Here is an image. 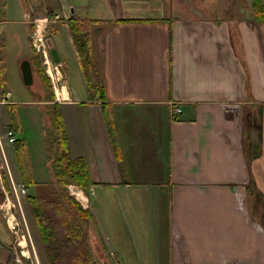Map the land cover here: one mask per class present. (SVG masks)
Segmentation results:
<instances>
[{"label":"crops","instance_id":"crops-1","mask_svg":"<svg viewBox=\"0 0 264 264\" xmlns=\"http://www.w3.org/2000/svg\"><path fill=\"white\" fill-rule=\"evenodd\" d=\"M182 1L16 0L21 13L15 16L27 18L20 20L4 7V18L13 20L0 22L17 21L26 32L35 26L42 46L33 41L32 48L43 57L42 30L59 17L52 33L67 28L68 51L84 83V94L75 93L57 52L54 98L37 94L48 105L59 103L69 151L85 159L93 182L87 189L66 185L90 210L80 226L91 259L82 263L71 254L64 264H264V19L254 16L251 2L233 11L222 0L223 9L212 11L207 2L215 0H185L187 8L194 4L190 15L178 9ZM70 16L87 25L88 71ZM47 42L53 46L51 34ZM6 45L3 33L0 92L9 95L7 108L14 101ZM174 105L182 109L176 117ZM253 109L259 120L247 128L245 115ZM9 172L11 179L15 166ZM20 174L32 194L42 195L55 180L51 167L38 181ZM11 185L0 174L3 192ZM9 243L8 236L0 239V264Z\"/></svg>","mask_w":264,"mask_h":264},{"label":"rangeland","instance_id":"rangeland-1","mask_svg":"<svg viewBox=\"0 0 264 264\" xmlns=\"http://www.w3.org/2000/svg\"><path fill=\"white\" fill-rule=\"evenodd\" d=\"M184 1L178 6V9H183L181 10L183 13H189L190 15L193 14L194 4H191L187 8ZM229 1L231 3L230 9L234 11L235 8L241 5L248 7L247 4L252 0ZM221 2L222 0L207 2V4L209 3V10H222L223 7H219ZM224 3L226 4L227 0H224ZM198 4H200V2H198ZM5 6L13 13L14 19H27L15 16L19 15L18 13H21L19 9L20 6L17 5L16 0H0V21L13 20L12 18H4L3 10ZM212 11H209V14L212 15ZM91 12L94 11L92 10ZM54 19L62 23L59 17ZM60 23H47L46 27H44L45 30H42L46 38L44 41L47 52V63L44 61L45 57L35 53L32 48L33 41H36L38 46L40 44L35 40L34 33L36 34V28L33 24L26 32V27L17 21L9 24L0 22V35L4 33L7 42L5 53L7 71L6 85L10 89L12 100L14 101V115L17 123L16 137L19 138L18 142H20L17 143L15 147L5 136L6 125L9 122V115L7 110L8 107L6 108L3 101V94L0 92V174H5L8 181L10 180L12 184L9 187V190L7 188L8 191L3 193L0 201V219L4 222H0V239L5 241L8 236L10 239L8 245L11 247L9 257L5 264H45V260L48 262L46 252L45 255L43 254V250L45 251L46 248L40 230L35 217L32 215V208L27 202V184L22 182L23 178H21L20 170H23L27 176L38 181L47 177L48 169L51 167L49 157L51 153L50 149L51 141L53 139V131L51 127V119L49 117V105L48 103L43 102L44 100H41L43 99L41 96H44L46 101L50 89L47 85V81L42 77L39 67H43L49 76L50 74L52 75L51 65L54 64L52 50H54L56 54L58 52L62 59L65 58V66L68 69V74L65 76V80L71 85L75 93L81 95L84 94V83L81 82L80 72L76 71V59L72 56L71 51H68L67 28L63 24L62 26H59L54 34L52 33L51 29L57 27ZM50 34L53 46L49 45L47 42ZM29 51L30 55L27 56ZM25 56L27 57L24 58ZM23 59H28L32 66L33 80L28 85L23 82L19 67L20 62ZM41 59L42 62L40 61ZM51 79L53 82V77H51ZM65 80H61V82ZM38 93L41 96H37ZM247 110L250 109L247 108ZM245 116L247 128L250 125V121L256 120L257 122V120H259V114L256 112V109H253V112L250 115L246 114ZM244 141H246V144L248 145L249 140L247 137ZM5 145L9 148H6L7 155L5 152L3 153V146ZM252 146L253 145L249 143V152ZM8 161L10 167H8ZM11 166H15L16 172L15 174H12L10 179L9 174H11V172H9V170L11 171ZM28 188L30 192H33L31 186H28ZM40 188H43V186H40ZM44 189L45 191H43ZM44 189H41L40 192H43L41 194L46 197H52L54 192H56L57 195L60 194L56 180L49 184L47 188L45 186ZM10 216L13 217L10 218V224L12 225L9 226L7 219L9 221ZM56 222L60 223L59 221ZM48 224L50 225L49 221ZM57 225L58 224L54 225V232L52 236H50V243L56 250L62 253L65 252V255H69V253L73 252V248L66 245L64 247L66 242L64 241L63 234L59 232L56 233L55 229L57 228ZM5 227H7L8 230H6ZM52 230L53 227L51 228V231Z\"/></svg>","mask_w":264,"mask_h":264},{"label":"trees","instance_id":"trees-1","mask_svg":"<svg viewBox=\"0 0 264 264\" xmlns=\"http://www.w3.org/2000/svg\"><path fill=\"white\" fill-rule=\"evenodd\" d=\"M251 7L254 12V16L259 19H264V0H252ZM68 27L71 31L73 41L76 44L78 52L80 54L82 66L86 71L92 66L90 58L89 47V32L87 25L82 22V19L77 16H70L67 19ZM42 77L47 81L49 86V94L47 97L54 98L53 83L51 77L45 72L43 67H39ZM5 70L3 63L0 62V78L4 79ZM9 122L6 129L11 128L14 131L17 129V123L14 115V103L7 105ZM49 117L51 119V127L53 131L51 149H50V164L53 171L54 178L58 184L60 194L57 195L54 192L52 197H46L44 195L27 193V202L32 208V215L35 217L38 228L41 233L45 252L47 255V261L49 264H64L71 260L68 256L71 254H80L82 263H88L90 257V246L86 239V233L80 226V219L84 216L90 218V210L83 208L80 203L74 199L69 193L66 185L73 182L84 189H87L92 180L90 177L89 169L85 159L81 156H72L68 143L66 141L63 119L58 102H52L49 105ZM19 138H15L13 143L15 147ZM18 150V149H17ZM3 190L0 188V201L3 196ZM62 212V213H61ZM80 212V216L78 213ZM63 214V215H62ZM80 217V218H79ZM48 221L50 225L48 224ZM59 221L60 223L56 222ZM57 225L56 233H61L64 236L66 246L73 248V252L69 255H65V252H60L54 248L50 243V239L54 232V225ZM53 230L51 231V228ZM50 230V232H49ZM65 250V249H64Z\"/></svg>","mask_w":264,"mask_h":264},{"label":"water","instance_id":"water-1","mask_svg":"<svg viewBox=\"0 0 264 264\" xmlns=\"http://www.w3.org/2000/svg\"><path fill=\"white\" fill-rule=\"evenodd\" d=\"M52 55L55 59L57 58L54 50H52ZM20 69H21L23 82L25 84H30L33 80V73H32L30 61L28 59H23L20 63Z\"/></svg>","mask_w":264,"mask_h":264},{"label":"built area","instance_id":"built-area-1","mask_svg":"<svg viewBox=\"0 0 264 264\" xmlns=\"http://www.w3.org/2000/svg\"><path fill=\"white\" fill-rule=\"evenodd\" d=\"M55 18H58V17L56 16ZM40 46H42V45L39 44L38 47H40ZM43 54H44L45 58H47V52H45V51L43 50ZM46 61H47V60H46ZM8 98H9V95H7L6 93H4V94H3V99H4V100H7ZM4 100H3V101H4ZM181 110H182V109H181V106H179V105H174V106H172V107H171V114H172V116H173V117H176L177 114L181 112ZM5 132H6V133H5V136L7 137L8 141H9V142H13V141L15 140V138H16L15 131H14L13 129H11V128H8V129H6Z\"/></svg>","mask_w":264,"mask_h":264}]
</instances>
